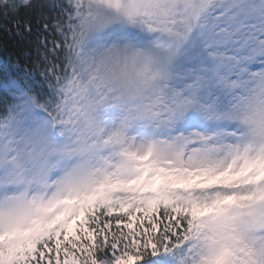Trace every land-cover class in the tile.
I'll return each instance as SVG.
<instances>
[{"label":"snow or ice","instance_id":"obj_1","mask_svg":"<svg viewBox=\"0 0 264 264\" xmlns=\"http://www.w3.org/2000/svg\"><path fill=\"white\" fill-rule=\"evenodd\" d=\"M21 9L0 264H264V0H0Z\"/></svg>","mask_w":264,"mask_h":264},{"label":"trees","instance_id":"obj_2","mask_svg":"<svg viewBox=\"0 0 264 264\" xmlns=\"http://www.w3.org/2000/svg\"><path fill=\"white\" fill-rule=\"evenodd\" d=\"M45 13L52 15L47 10ZM38 15L39 9H21L18 16H10L7 19L0 14V96L4 94V85L10 79L22 75L24 66L35 62L38 48L35 33ZM17 19L30 20L33 33H24L22 37L15 35L14 24ZM6 28L10 31H5Z\"/></svg>","mask_w":264,"mask_h":264}]
</instances>
